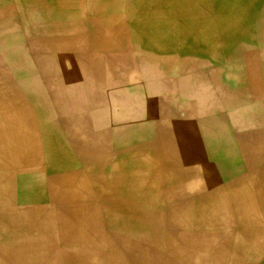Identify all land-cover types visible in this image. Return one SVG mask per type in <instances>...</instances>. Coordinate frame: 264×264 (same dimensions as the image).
<instances>
[{
  "label": "bare ground",
  "instance_id": "1",
  "mask_svg": "<svg viewBox=\"0 0 264 264\" xmlns=\"http://www.w3.org/2000/svg\"><path fill=\"white\" fill-rule=\"evenodd\" d=\"M18 190L94 205L0 264H264V0H0V192Z\"/></svg>",
  "mask_w": 264,
  "mask_h": 264
},
{
  "label": "crops",
  "instance_id": "2",
  "mask_svg": "<svg viewBox=\"0 0 264 264\" xmlns=\"http://www.w3.org/2000/svg\"><path fill=\"white\" fill-rule=\"evenodd\" d=\"M13 192H14L13 197L2 196L3 198H1L0 196V203H1L0 209L5 207L4 209L6 210L8 208V210L11 211L10 213L14 215V218L16 220L15 224L11 227L9 226V228L7 226L3 227L2 224H0V243L12 242L14 244L15 243H18L19 245L28 244V246H30L27 248L26 247L23 248V251L21 252H14L12 249L11 250L12 252L8 253L10 255L7 256L13 258H24V257L40 258L42 256V253L46 251L45 242L47 243L46 239L48 237L47 234H48L49 226L52 230L53 238H55L56 226H58V229L61 227L72 228V226L70 225H73L74 221L75 223L76 221L79 222V218L75 215V211H74L76 207L89 208L91 204L94 205V200L89 198V196H91L90 192H78L72 195V198L70 199V203L64 206L55 205L57 196L56 194H52V192L51 193H48L46 191L40 192L38 196H34L31 193H27V192L24 193V191H20V190H18L19 193L17 191H13ZM1 193L4 194V192ZM63 207H65V209ZM69 208L73 210V211L71 210V213L69 212ZM99 214H101L100 217H107V212L105 210L104 211L100 210ZM63 219H65L64 220L65 222H63ZM103 226L104 227L107 226V223L105 224L103 223ZM55 244L56 245L54 248H57L56 250L58 251V253L61 254L62 252H64L61 248L62 246H60V243L56 242V240H55ZM37 248L39 249L37 250ZM42 249H44L45 251ZM35 253H37V255ZM64 253L65 254L63 255H66V257L68 258L72 257V259H74L72 255L70 256L69 253L67 252Z\"/></svg>",
  "mask_w": 264,
  "mask_h": 264
},
{
  "label": "rangeland",
  "instance_id": "3",
  "mask_svg": "<svg viewBox=\"0 0 264 264\" xmlns=\"http://www.w3.org/2000/svg\"><path fill=\"white\" fill-rule=\"evenodd\" d=\"M246 52H243L242 53V57H241V61L243 62V63H245L244 61L246 60ZM243 65H245V64H243ZM119 81H120V83H125V80L124 79H119ZM115 83V82H114ZM116 84V83H115ZM155 85H157V83L155 84ZM197 85V84H196ZM120 85H115V88H117V87H119ZM204 86L206 87V85L204 84ZM203 86V87H204ZM146 87H147V85H146ZM115 96V98H117L118 97V94H114ZM149 107V110H152V108H153V105L152 104H150V105H148ZM113 110H114V112L116 111H119L120 109L119 108H117V107H114L113 108ZM105 109H104V107H101L100 105H97V107H95V108H92V109H90V110H88L87 111V113H88V117H89V119L91 120V123L93 124V127L95 128V129H104V128H106V127H108L109 126V118H108V115H106L105 114ZM231 113L229 114V116H228V122H235V121H237V120H243V115H241V114H243V109H240V110H235V109H232L231 111H230ZM179 114H180V116H183L185 113L184 112H182L181 110H179ZM45 176H46V174H44ZM65 176V175H64ZM63 176V177H64ZM56 177V176H55ZM58 178L59 177H61L60 175H58L57 176ZM66 177V176H65ZM64 177V178H65ZM60 179H62V177L60 178ZM67 190V189H66ZM62 191V192H58V194H56V192H53L52 194H56V196H57V200H56V202H55V205L56 206H64V205H67L68 203H70V195L72 194V195H74V194H76V193H72V192H70L69 190L68 191ZM46 192H48V193H51L52 191H46ZM66 193V194H65ZM63 194H65V195H63ZM13 195H14V192H9V193H1L0 192V196H1V198H3L2 196H5V197H13ZM71 195V196H72ZM66 197V198H65ZM59 203V204H58ZM61 204V205H60ZM56 234H57V230H58V226H56ZM112 230H114V231H112ZM110 233H111V238H112V242H114V243H116L117 245H119L120 246V248H124V246L127 244V241L124 239V238H122L121 236H118V234H116L117 232H116V230L115 229H113V228H110ZM115 245V244H114ZM76 247V246H75ZM79 252V250L78 249H76L75 251H74V253H78ZM42 254H45V252H43ZM57 254V253H56ZM61 254H65L64 252H62ZM155 258H157L156 256H155ZM20 259H27V260H34V259H36V258H20ZM141 261V260H140Z\"/></svg>",
  "mask_w": 264,
  "mask_h": 264
}]
</instances>
